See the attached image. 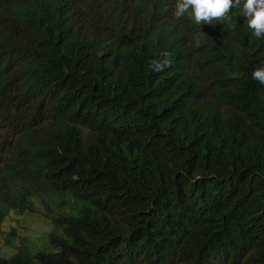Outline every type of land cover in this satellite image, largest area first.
I'll use <instances>...</instances> for the list:
<instances>
[{"label": "trees", "instance_id": "obj_1", "mask_svg": "<svg viewBox=\"0 0 264 264\" xmlns=\"http://www.w3.org/2000/svg\"><path fill=\"white\" fill-rule=\"evenodd\" d=\"M176 2L0 0V225L69 207L0 264H264V37Z\"/></svg>", "mask_w": 264, "mask_h": 264}, {"label": "rangeland", "instance_id": "obj_2", "mask_svg": "<svg viewBox=\"0 0 264 264\" xmlns=\"http://www.w3.org/2000/svg\"><path fill=\"white\" fill-rule=\"evenodd\" d=\"M36 206L35 214L20 215L13 212L0 225V251L3 256L14 255L21 246H26L33 253L50 247L49 233L52 231V224L46 215L50 214L56 218L68 211L69 207H59V204L50 198L40 200ZM11 231L15 232L14 235H11Z\"/></svg>", "mask_w": 264, "mask_h": 264}, {"label": "clouds", "instance_id": "obj_3", "mask_svg": "<svg viewBox=\"0 0 264 264\" xmlns=\"http://www.w3.org/2000/svg\"><path fill=\"white\" fill-rule=\"evenodd\" d=\"M241 5V0H177L174 15L180 18L191 9V15L197 24H211L213 20H224L235 7ZM242 15L246 18L248 27L256 37H264V0H244ZM164 60L152 62L153 71H162L171 65L168 59L170 53H161ZM252 78L264 85V64L257 66L252 72Z\"/></svg>", "mask_w": 264, "mask_h": 264}]
</instances>
